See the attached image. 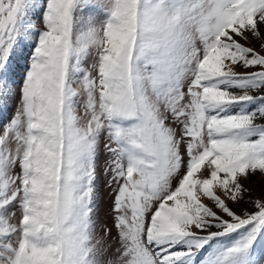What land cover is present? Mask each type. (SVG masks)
<instances>
[{
	"label": "snow or ice",
	"instance_id": "1",
	"mask_svg": "<svg viewBox=\"0 0 264 264\" xmlns=\"http://www.w3.org/2000/svg\"><path fill=\"white\" fill-rule=\"evenodd\" d=\"M257 172L264 0H0V264H264Z\"/></svg>",
	"mask_w": 264,
	"mask_h": 264
},
{
	"label": "rangeland",
	"instance_id": "2",
	"mask_svg": "<svg viewBox=\"0 0 264 264\" xmlns=\"http://www.w3.org/2000/svg\"><path fill=\"white\" fill-rule=\"evenodd\" d=\"M252 46L258 47L256 42H253ZM244 183L245 186L251 190L252 198H261L262 196H264V176H262L259 172L251 176ZM101 195H102V201H101L102 208H106L109 201V197H108V190L104 189L103 185L101 186ZM240 208L250 209V206L248 204H242L239 208H235V210L239 212Z\"/></svg>",
	"mask_w": 264,
	"mask_h": 264
}]
</instances>
